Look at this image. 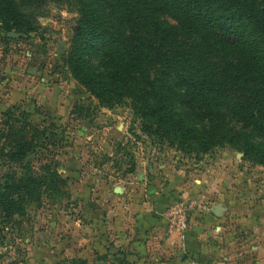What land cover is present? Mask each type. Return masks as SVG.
I'll use <instances>...</instances> for the list:
<instances>
[{
	"label": "trees",
	"instance_id": "trees-1",
	"mask_svg": "<svg viewBox=\"0 0 264 264\" xmlns=\"http://www.w3.org/2000/svg\"><path fill=\"white\" fill-rule=\"evenodd\" d=\"M50 4L77 15L64 64L100 104L130 101L142 132L184 155L228 145L264 168V0H0V33H35ZM55 140L4 115L0 226L67 187L55 161L30 159Z\"/></svg>",
	"mask_w": 264,
	"mask_h": 264
},
{
	"label": "rangeland",
	"instance_id": "rangeland-1",
	"mask_svg": "<svg viewBox=\"0 0 264 264\" xmlns=\"http://www.w3.org/2000/svg\"><path fill=\"white\" fill-rule=\"evenodd\" d=\"M76 19L65 5L50 4L35 33H9L10 41L0 33V123L10 111L25 113L33 125L56 135L55 144L30 159L35 167L55 161L67 180L60 194L44 196L23 217L0 226V264H111L104 252L114 237L111 219L118 202H155L168 236L182 217L189 231L212 201L186 190L190 182L198 185L201 175L229 193L224 192L229 209L240 205L242 217L252 214L256 220L247 228L226 226L236 239L229 236L222 261L264 264V168L228 145L184 155L146 136L130 101L100 104L64 64ZM205 236L212 242L210 233Z\"/></svg>",
	"mask_w": 264,
	"mask_h": 264
},
{
	"label": "crops",
	"instance_id": "crops-1",
	"mask_svg": "<svg viewBox=\"0 0 264 264\" xmlns=\"http://www.w3.org/2000/svg\"><path fill=\"white\" fill-rule=\"evenodd\" d=\"M205 181L206 177L201 175L199 182L197 181L198 185L190 182L186 188L190 194L207 196L212 201H208L209 204L204 207L205 212L200 221L194 226L192 221L183 250L179 248L176 237L167 235L166 220L162 212H159L157 203H116L111 219V232L114 237L104 252L107 257L113 259L111 264H189L193 258L206 264H227L222 261L228 249L225 245L230 238L234 241L236 237L233 233L227 234L226 226L247 228L254 226L256 220L252 214L242 217L240 212H237L240 205L233 204L234 208L229 209V204L224 202L229 193L222 188L217 190L215 183L209 184ZM117 216L122 218H116ZM106 224H109L108 220ZM212 224H218V227L215 228ZM206 231L212 236V242L206 239ZM215 236L217 243L213 242ZM251 251L258 256V248L254 246Z\"/></svg>",
	"mask_w": 264,
	"mask_h": 264
},
{
	"label": "built area",
	"instance_id": "built-area-1",
	"mask_svg": "<svg viewBox=\"0 0 264 264\" xmlns=\"http://www.w3.org/2000/svg\"><path fill=\"white\" fill-rule=\"evenodd\" d=\"M188 232V223L185 221V217L178 219L175 225L172 227V231L170 237H176L179 241H181L182 246L181 249H184V241L186 240V233ZM190 264H200L197 260L191 259Z\"/></svg>",
	"mask_w": 264,
	"mask_h": 264
}]
</instances>
